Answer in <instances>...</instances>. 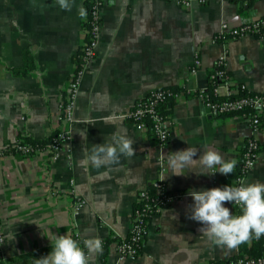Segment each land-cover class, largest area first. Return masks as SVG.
<instances>
[{
  "label": "crops",
  "instance_id": "obj_1",
  "mask_svg": "<svg viewBox=\"0 0 264 264\" xmlns=\"http://www.w3.org/2000/svg\"><path fill=\"white\" fill-rule=\"evenodd\" d=\"M71 3L66 10L58 0H0L4 258H28L51 247L53 236L74 233L80 246L88 238L99 237L102 242L116 238L109 244L108 264H201L237 256L239 245L229 248L214 243L201 233V224L190 218L189 190L222 187L225 175L197 174L207 172L199 162L195 168L176 169L184 174H172L168 158L188 147L198 158L212 148L225 161L235 159L237 167L250 126L239 114L212 113L194 92L208 88L209 72L220 56H225L232 81L264 91V37L228 34L216 38L224 23L238 27L264 16V0L245 4L196 0L189 7L167 0H107L97 54L84 67L77 94L72 159L67 152L55 159L47 152L1 154L5 145L21 136L46 139L59 127L60 101L75 69V56L85 42L83 22L89 11L87 0ZM81 7L87 10L86 16L79 15ZM25 51L31 52L36 67L27 75L14 74L12 69L25 64ZM198 57L200 66L191 73ZM175 86L181 91L168 104L171 135L162 145L152 131L139 130L128 113L152 90ZM119 135L133 140L136 154L93 167L87 160L93 146L113 142V136ZM259 139V159L244 183H264V117ZM162 157L166 188L182 196L149 221L140 254L122 258L116 240L128 235L139 193L157 179ZM53 185L57 192L52 193ZM76 200L84 204L73 213ZM225 204L235 214L236 206ZM247 241L251 243L250 238ZM86 253L89 264H103V250L86 248Z\"/></svg>",
  "mask_w": 264,
  "mask_h": 264
},
{
  "label": "built area",
  "instance_id": "obj_2",
  "mask_svg": "<svg viewBox=\"0 0 264 264\" xmlns=\"http://www.w3.org/2000/svg\"><path fill=\"white\" fill-rule=\"evenodd\" d=\"M173 1L181 6L189 7L196 0H167ZM201 3L207 0H198ZM237 3L245 4L254 0H232ZM107 0H90L88 18L91 21L87 32L90 35V40L84 42L83 58L81 67H75L71 73L64 95L60 101V124L55 133L53 141L46 147L34 145L26 142L23 139H17L14 142L5 145L1 154H21L24 156H34L42 152L50 154L51 159L59 157L62 153L67 152L68 159L71 160V147L74 141L73 126L75 124V107L76 99L79 91L81 79L83 76L84 67L92 61L98 50L102 27H103V7ZM233 37L244 35H257L264 37V16L255 20H249L238 27H233L224 23L216 35L217 39H222L226 35ZM199 57L196 58L191 73H196L200 66ZM210 78L217 81V84L212 87V91L207 93L206 88L199 91L198 95L203 99L208 109L216 114H239L242 119L248 123L251 129L250 136L243 144L241 153V169L242 174L235 180L234 186H238L244 182L245 175L250 171L254 164L259 159L261 153V142L259 134L262 130L264 117V91L256 92L250 90L245 83L232 81L230 76L226 75L225 56H220L216 62L215 71L210 74ZM224 89V91H222ZM245 91V95L231 97L232 95ZM177 98L179 93H175L169 88H158L152 90L146 96L140 98L133 109L128 113V118L139 130H150L157 141L164 145L167 144L171 135L172 122L168 114H164L160 106L161 104H170V97ZM224 96L225 99L216 100L214 97ZM231 97V98H229ZM260 105L258 107L257 105ZM164 157L159 161L160 170L157 179L152 182L151 187L155 188V192L151 193L149 188H146L139 193L138 201L135 205L132 214L130 230L126 237H118L117 249L122 258H132L140 254L142 251L147 235L149 221L161 209L182 196L168 191L163 177L166 171ZM52 193L57 192L55 185L51 187ZM71 192L74 189L70 188ZM82 200H76L73 204V213H78L83 206ZM234 205L241 208L239 205ZM5 241L4 221L0 215V248ZM79 241V240H78ZM81 244V242L79 241ZM201 264H264V256H249L232 257L224 260H212Z\"/></svg>",
  "mask_w": 264,
  "mask_h": 264
},
{
  "label": "clouds",
  "instance_id": "obj_3",
  "mask_svg": "<svg viewBox=\"0 0 264 264\" xmlns=\"http://www.w3.org/2000/svg\"><path fill=\"white\" fill-rule=\"evenodd\" d=\"M58 3L62 9L70 10L72 7L71 0H58ZM79 15L86 16L87 10L81 7ZM257 106L260 107L259 104ZM133 145V140L125 135L113 136V142L94 145L87 160L97 169L115 164L121 155L132 157L136 154ZM196 153L189 147L174 152L168 158L169 171L172 174H184L176 169L195 168L199 162L207 172L197 174L219 172L227 175L234 171L237 163L235 159L225 161L212 148H208L202 156L194 158ZM188 194L193 200L190 218L201 224V233L214 243L234 248L249 240L253 233L257 238L264 234V183L242 182L238 186L226 184L222 187L191 189ZM225 202L239 205L241 214H233ZM84 246L89 251L103 250V242L99 237L85 239ZM35 264H89V258L78 240L63 234L52 237L51 251L36 259Z\"/></svg>",
  "mask_w": 264,
  "mask_h": 264
},
{
  "label": "trees",
  "instance_id": "obj_4",
  "mask_svg": "<svg viewBox=\"0 0 264 264\" xmlns=\"http://www.w3.org/2000/svg\"><path fill=\"white\" fill-rule=\"evenodd\" d=\"M87 3L90 6V4H91L90 0H87ZM90 25H91V21L87 17V19L84 20V22H83V28L85 29V41L86 42H88L90 40V35L87 32V29L90 27ZM83 47L80 48L79 52L75 56V67H77V68L81 67L82 58H83ZM29 52L30 51L24 52V58L26 60L24 66L21 68L12 69V72L14 74L27 75L30 72H32L33 69H35L36 65H35L34 57L31 54V52L30 53ZM214 71H215L214 68L211 69L209 74H212ZM226 75L229 77L230 74L226 71ZM216 84H217V81L215 79H213V80L210 79L209 88L207 89V93H210L212 91L211 90L212 87ZM173 91L175 93L180 92L181 88L175 86V88H173ZM198 93H199V91L194 92V94H196V95ZM245 94H246L245 91H240V92L232 95L231 97L241 96V95H245ZM231 97H229V98H231ZM174 98L175 97L171 96L170 101L171 102L175 101ZM225 98L226 97H224V96L214 97V99H216V100H221V99H225ZM160 109L164 114H168L170 111L167 103L161 104ZM54 136H52L50 138H46V139H33L29 136H25V137L21 136L18 139H23L24 141L30 142L34 145H41V146L46 147L48 144H50L53 141ZM240 164H241V159L239 160V163H238L237 167L234 169V171L223 177L225 185L226 184L234 185L233 184L234 179H236L238 176H240L242 174V169H241ZM149 191L151 193H154L155 188L150 187ZM241 212H242L241 208L236 207L235 215H239V214H241ZM74 234H72L71 237L76 239ZM115 239L116 238H113L110 236L105 241H103V255H104L103 264H108L107 257H108L109 244H111V242L114 241ZM250 239H251V243H249L248 241H245V242H242L241 244H239L240 252L235 257H240V256H244V255L255 256V257L264 256V234H262L260 237L257 238L255 236V234L253 233L250 236ZM81 247H84V250L86 252V248L83 244L81 245ZM50 250H51V247L40 249V250L34 252L28 258H20V257H18V258H4V255L2 253V249L0 248V264H35L36 259L40 258L41 256L47 255Z\"/></svg>",
  "mask_w": 264,
  "mask_h": 264
}]
</instances>
